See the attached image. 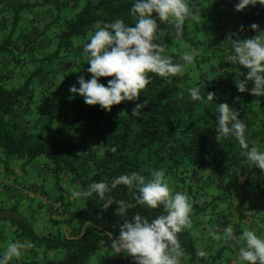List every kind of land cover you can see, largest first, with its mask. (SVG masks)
<instances>
[{
  "label": "trees",
  "instance_id": "obj_1",
  "mask_svg": "<svg viewBox=\"0 0 264 264\" xmlns=\"http://www.w3.org/2000/svg\"><path fill=\"white\" fill-rule=\"evenodd\" d=\"M7 1L0 0V159L5 167L21 160L64 191V182L86 189L92 182L133 171L146 179L162 171L171 190L186 193L192 204L191 227L178 234L181 249L191 264H219L225 247L234 242L200 256L194 237L197 225L224 214L215 177L226 179L231 187L251 186L264 196V171L245 163L234 138L215 140L216 106L227 102L246 121L249 141L264 145V96L241 93L236 87V71L246 69L227 59L233 53L223 45L230 33L226 14L238 12L248 30L251 22L261 25L257 12L264 6L236 11L238 0H191L199 19L186 21L182 37H176L172 25L161 24L165 35L158 42L166 45L174 62L182 63L180 56L193 47L200 55L183 75L165 79L150 73L140 98L146 106L137 117L131 114L136 102H122L108 112L69 92L79 76L91 77L83 47L90 42L93 25L118 18L134 23L129 15L132 0ZM44 15L48 22L41 20ZM109 79L101 77V82ZM197 86L205 96L215 92L217 101H191L189 89ZM252 86L249 82V89ZM114 146L115 153L110 151ZM234 192H228L229 199ZM110 195L132 201L123 185ZM103 203L95 194L85 198L77 212L86 226L73 225L71 234L52 228L39 235L23 217L14 220L20 234L46 252L42 259L27 255L10 264H90L106 240L118 236L122 222L115 215L117 205L105 210ZM242 203L237 207L245 216ZM161 211L137 205L129 214L140 212L151 219ZM224 218L219 222L227 224ZM131 262L135 264L133 259L126 264Z\"/></svg>",
  "mask_w": 264,
  "mask_h": 264
},
{
  "label": "clouds",
  "instance_id": "obj_2",
  "mask_svg": "<svg viewBox=\"0 0 264 264\" xmlns=\"http://www.w3.org/2000/svg\"><path fill=\"white\" fill-rule=\"evenodd\" d=\"M264 5V0H238L236 11L248 6ZM129 15L134 23L124 19L97 21L90 42L84 44L85 62L89 65L86 72L90 78L81 75L77 84L69 92L84 98L88 105H99L111 112L114 105L125 101L136 102L132 108L133 116H141L146 101L140 102L141 93L150 82L149 74L160 78L183 75L187 66L194 64L200 55L198 48L185 51L180 60L174 62L166 45L158 42L165 35L161 24L172 25L177 38L182 37L186 21H198L193 11L191 0H132ZM251 29L256 35L240 38L229 34L226 40L232 42V55L228 61L243 66L246 71H236L235 84L239 92L250 91L255 96H264V30L253 23ZM244 30L241 25L240 31ZM241 76L244 78L241 79ZM101 77H111L107 84ZM249 82L253 86L249 89ZM191 101L211 103L216 100V93H201L200 87L189 89ZM215 140L234 138L238 142L241 156L245 163L264 171V145L249 141L247 123L240 112L227 102H218L216 106ZM115 153L117 148L110 149ZM126 186L132 193V201L115 200L110 194L118 186ZM71 198L81 199L98 195L104 201L107 210L116 204L115 215L122 219L118 224L119 234L111 241L115 253H124L135 264H181L183 255L178 234L191 227L192 204L184 192H173L162 171L156 170L147 178L133 171L131 174L113 176L110 181L92 182L86 189L72 187ZM137 205L149 209H162L151 219L140 212L130 215L129 210ZM215 241L242 244L239 247L235 264H264V235L244 229L236 234L231 226L222 232L210 231ZM111 237V236H110ZM30 242H12L0 253V264H10L13 259H20L22 252L30 249ZM198 255L204 256L203 252Z\"/></svg>",
  "mask_w": 264,
  "mask_h": 264
},
{
  "label": "crops",
  "instance_id": "obj_3",
  "mask_svg": "<svg viewBox=\"0 0 264 264\" xmlns=\"http://www.w3.org/2000/svg\"><path fill=\"white\" fill-rule=\"evenodd\" d=\"M12 1L13 0H11L10 3ZM262 6L264 5L258 4V7ZM29 13L32 12L29 11ZM0 17L2 16L0 15ZM235 17L237 19L236 26H228V24L225 23L226 27L230 31L229 34L238 35L240 38H248L255 35V33L252 34L254 30L250 27L254 22H251L249 26H247L249 28L248 30L246 29L240 31L241 25L244 26V22L238 12L233 14L228 12L227 21ZM257 17L261 22V25L259 24L260 28L264 30L263 7L259 12H257ZM48 19L49 18L46 15L41 18L43 22H48L50 20ZM228 35L225 37L223 42L224 47H227L226 49L232 48V42L226 40ZM219 58H222V54ZM2 67H0V70ZM32 178L27 177V175L25 177H21L20 171L12 170L11 168L0 170V198L2 201L8 200L10 202V206H6L0 202V240L7 239L11 243L30 242L32 247L23 251L21 257L34 255L42 259L45 256V248L37 246L30 238L21 235L20 229H18L17 225H15L14 220L22 219L23 217L28 222L27 224L34 228L36 233V225L38 224L40 231L37 234L39 235L49 234L52 228H62L65 233L71 234V228L73 225L85 227L86 223H84L83 217L78 214V208H75L76 199L71 198L70 196L69 189L73 187L71 184L68 187L66 183H64L63 185L66 189V191H64V189L55 185L51 180L52 184H48L47 180L42 183L41 181L39 182L38 179L33 178V180ZM47 184L51 187V190H48V186H46ZM214 187H217L215 190L216 195L223 200L221 207L224 214H215L211 219L197 225L196 230L194 231V237L198 241V247L201 252L204 254L215 252L226 244L213 240L209 233L210 231L222 232V230L228 226H231L236 234H240L244 229H251L256 231L258 235H264V202H262L264 201V196L259 191L255 190L258 192L256 200L260 202L259 206H254L253 208V205L250 203L251 208H245L247 215L242 216L239 214L238 207L235 203L238 202L240 204L241 202L246 201L247 198L244 199V194L239 192L241 197L237 195L234 198L229 199L227 190L231 186L227 184L226 179L222 180L221 176L215 177ZM15 191H17L20 196L36 202L37 205L34 207L28 205V212L31 214H20L18 211L19 208L14 207L12 201L16 194ZM58 203H60L62 207H60ZM254 210H256L259 214H252ZM223 216L226 217L224 219L229 220L227 224H225L223 220L222 222H219ZM6 227H9V229L6 230ZM111 241L112 239L106 240L103 247L93 256L90 264H97V262L93 261L95 256H101L102 259L99 264H126V262L133 259L124 253H115V250L111 246ZM240 246H242V244H235V242L232 247L226 246L223 258L219 264H235L236 255ZM182 252L183 255L181 257V264H191L189 257L183 250ZM47 253L49 254L50 252L48 251Z\"/></svg>",
  "mask_w": 264,
  "mask_h": 264
},
{
  "label": "rangeland",
  "instance_id": "obj_4",
  "mask_svg": "<svg viewBox=\"0 0 264 264\" xmlns=\"http://www.w3.org/2000/svg\"><path fill=\"white\" fill-rule=\"evenodd\" d=\"M226 15H228V13ZM226 24H228V26L229 25L230 26H233V27L236 26L237 25V19H236V17L235 18H231L228 21L226 20ZM1 62L3 63L2 59H1ZM0 67H2V65H0ZM10 164L11 165H10L9 168H11L12 170L20 171L21 177H25L27 175V177H31L32 178V175H33V178L34 179H38L39 182L41 181L42 183H43V181H46L47 180L48 184H52L51 181H54L53 179L52 180L51 179H46V177L43 174H39L38 171H34L31 166L24 165L21 160L13 159ZM3 169H6L5 163L3 162V160L0 159V170H3ZM20 180H21V178H20ZM64 183H66V185L69 187V184L67 182H64ZM48 184L46 186H48ZM231 185H232L231 189H228L227 192H229L232 189L237 192L236 194L234 192V194H232L233 196H231V197L234 198L237 195L241 197V195L239 193V192H241V193L244 194V196L247 197L246 201L243 202L244 205H245V207H250L251 208L250 203L253 205V208H254V206L255 207H258L259 206V203L260 202L258 200H256V196H257V193L258 192H255L251 186L241 187V186H238L237 184H231ZM40 188H41V184H40ZM48 190H51V187L50 186H48ZM15 193L16 194L13 197V201H12L13 204H14V207H18L19 208L18 211H19L20 214H31V213L28 212L29 211L28 210V205L31 206V207H34L35 205H37L36 202L20 196L17 191H15ZM0 202H2L3 204H5L6 206H10L9 205L10 202L8 200L2 201L1 198H0ZM262 202H264V201H262ZM84 203H85V198L76 199V206H75V208L83 207ZM235 205H239V203L236 202ZM252 214H259V213H257L256 210H254ZM28 220H29V218H28ZM36 226H37L36 227V231H37V233H39L40 227H38V224ZM5 229L8 230L9 227H6ZM10 243L11 242L9 240H7V239L0 240V252L2 253L3 251H5L6 248H7V246H8V244H10ZM101 259H102L101 256H99V257L95 256L94 259H93V261L94 262H97V264H99V262H100Z\"/></svg>",
  "mask_w": 264,
  "mask_h": 264
},
{
  "label": "built area",
  "instance_id": "obj_5",
  "mask_svg": "<svg viewBox=\"0 0 264 264\" xmlns=\"http://www.w3.org/2000/svg\"><path fill=\"white\" fill-rule=\"evenodd\" d=\"M58 205H59L60 207H62V205H61L60 203H58ZM131 264H133V263L131 262Z\"/></svg>",
  "mask_w": 264,
  "mask_h": 264
}]
</instances>
